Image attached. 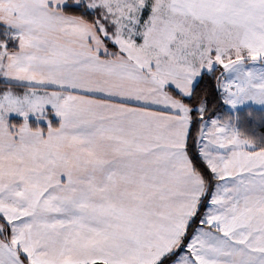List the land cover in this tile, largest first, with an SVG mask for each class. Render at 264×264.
<instances>
[{"label":"snow or ice","instance_id":"obj_1","mask_svg":"<svg viewBox=\"0 0 264 264\" xmlns=\"http://www.w3.org/2000/svg\"><path fill=\"white\" fill-rule=\"evenodd\" d=\"M252 105L264 0H0V264H264Z\"/></svg>","mask_w":264,"mask_h":264},{"label":"trees","instance_id":"obj_2","mask_svg":"<svg viewBox=\"0 0 264 264\" xmlns=\"http://www.w3.org/2000/svg\"><path fill=\"white\" fill-rule=\"evenodd\" d=\"M220 76V71H217L215 75L205 76L200 83V87L197 92L198 95H205L207 97L208 112L206 118L214 117L216 114H226L225 104L222 102V93L217 88V77ZM196 101H192L195 103ZM253 114L255 116L254 121L251 123L250 131L255 132L258 136L264 134V122L261 121V108L251 106Z\"/></svg>","mask_w":264,"mask_h":264},{"label":"rangeland","instance_id":"obj_3","mask_svg":"<svg viewBox=\"0 0 264 264\" xmlns=\"http://www.w3.org/2000/svg\"><path fill=\"white\" fill-rule=\"evenodd\" d=\"M221 71H222V70H221ZM252 106L260 107L259 105H252ZM225 111L228 112V110H227V108H226V105H225ZM226 114H227V113H226ZM226 114L219 113V114H216V115H217V116H219V115H220V116H221V115L224 116V115H226ZM216 115H215V116H216Z\"/></svg>","mask_w":264,"mask_h":264},{"label":"crops","instance_id":"obj_4","mask_svg":"<svg viewBox=\"0 0 264 264\" xmlns=\"http://www.w3.org/2000/svg\"><path fill=\"white\" fill-rule=\"evenodd\" d=\"M256 107H257V106H256ZM226 108H227V110H229L227 105H226ZM216 116H217V115H216ZM216 116H214V117H216ZM219 116H220V115H219ZM221 116H222V115H221Z\"/></svg>","mask_w":264,"mask_h":264}]
</instances>
